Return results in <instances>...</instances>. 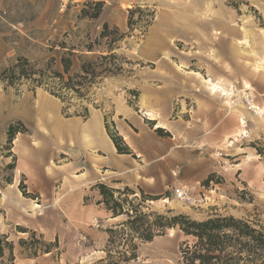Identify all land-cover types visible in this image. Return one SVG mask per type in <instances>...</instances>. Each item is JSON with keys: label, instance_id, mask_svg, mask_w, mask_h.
Segmentation results:
<instances>
[{"label": "rangeland", "instance_id": "rangeland-1", "mask_svg": "<svg viewBox=\"0 0 264 264\" xmlns=\"http://www.w3.org/2000/svg\"><path fill=\"white\" fill-rule=\"evenodd\" d=\"M0 1V31L6 40L5 51L0 48V71L18 56L35 68L44 67L53 57L54 68L61 69L60 57L70 46H74L71 71H79L81 60L106 53L103 45L93 51L84 48L99 34L103 22L109 29L117 26L125 33L111 51L123 57L119 59L122 69L93 85L85 98L73 96L70 116L62 113L59 100L65 118L83 122L95 115L102 117L106 131L115 134L122 146L126 144L118 127L127 118L121 106L129 108L131 120L135 117L176 143H190L193 139L186 136L187 130L202 129L208 136L216 133L211 125L200 124L201 115L212 105L226 135L217 140L208 138L211 180L204 184L205 178L195 186L184 184L196 199L193 203L178 200L174 185L145 205L196 220L232 215L264 231V0H102L97 19L79 18L88 0ZM134 5L154 11L144 32L135 29L128 33V9ZM8 7L16 8L13 17L8 16ZM60 42L66 47L61 49ZM202 77L233 83L237 91L232 106L226 102L229 96L212 92ZM41 92L53 96L41 86L32 89L23 82L5 87L0 80V239L12 245L11 250L3 246L0 264H91L105 255V229L125 215L108 224V211L97 203L101 196L94 187L97 182L108 185V179L101 175L108 172L87 166L89 154L82 147H77L81 154L74 158V147L84 146L79 138H60L64 151L44 163L47 176L58 171L64 175L43 196L18 170L13 149L16 135H24L32 140V146L39 147L42 135L48 133L18 116L19 110L33 105ZM165 93L169 97L164 99ZM245 96L260 112L247 108ZM84 106L87 117L72 114ZM146 108L155 119L143 114ZM242 121H246L248 132L243 138ZM158 122L164 127H156ZM10 123L27 129L15 134L11 147L6 144ZM73 163L78 165L68 168ZM81 171L84 173L79 174ZM94 176L100 179L89 181ZM21 186H25V193ZM192 239L178 229H168L166 234L140 243L134 264H178L180 243Z\"/></svg>", "mask_w": 264, "mask_h": 264}, {"label": "trees", "instance_id": "trees-1", "mask_svg": "<svg viewBox=\"0 0 264 264\" xmlns=\"http://www.w3.org/2000/svg\"><path fill=\"white\" fill-rule=\"evenodd\" d=\"M103 5L102 0L84 2L79 18L97 19ZM128 11V33L135 29L144 32L154 17L153 10L140 5H134ZM124 35L117 26L109 29L108 23L103 22L99 34L94 40L86 42L84 48L93 51L96 46L98 48L103 45L106 53L99 54L95 59L81 60L79 71H71L74 46H70L60 57L61 69L54 68L53 57H50L44 67L35 68L25 57L18 56L14 63L0 71V80L5 87H16L23 82L32 89L43 87L63 103L62 113L70 116L68 110L73 96L85 98L93 85L108 74L118 73L122 69L119 59L123 57L111 51ZM58 45L61 49L66 47L64 42ZM88 113V108L84 106L80 112L75 110L72 114L87 117ZM17 123L20 124L19 121ZM22 127L18 129L13 123L7 126L8 146L11 147L17 132L27 130ZM107 132L118 152H131L127 145L122 146L118 142L115 134L109 130ZM210 180L211 175L203 183ZM21 187L25 193V186ZM94 187L101 196L97 203L102 204L112 216L125 215V218L105 229V255L91 264H134L138 258L140 243L150 242L155 237L166 234L168 229H178L184 236L193 238L191 242L184 240L180 243L178 264H264V231L252 226L246 219L216 214L196 220L187 214L173 213L171 210H150L145 202L158 197L145 193L141 187L137 188L139 196L135 189L128 186L114 188L97 182ZM4 245H8L11 250L12 245L0 239V256ZM48 251L47 249L46 252Z\"/></svg>", "mask_w": 264, "mask_h": 264}, {"label": "crops", "instance_id": "crops-1", "mask_svg": "<svg viewBox=\"0 0 264 264\" xmlns=\"http://www.w3.org/2000/svg\"><path fill=\"white\" fill-rule=\"evenodd\" d=\"M7 11L8 16L13 17L16 8L8 7ZM8 30L6 29L5 33H8ZM0 48H2L1 52L6 49V40L1 36V31ZM203 78L205 77H202V81ZM203 83L205 82L203 81ZM167 97H169L168 93L162 96L164 99ZM33 105L25 106L19 110L18 116L28 124L47 129L48 133L41 134L43 140L39 147L32 146V140H27L24 135L17 134L13 149H16L14 150L17 155L16 167L28 177L29 184L34 186L42 196L50 192L54 181L64 175V172L58 171L55 176H47L43 169L44 163L49 160L51 155L55 156L60 151H64V145L60 138L76 137L79 138V141L82 140L84 146L74 147L72 152L74 158H78L81 154V149L77 147H82L87 151L89 154L87 166L90 168L101 167L107 171L108 174L101 175L108 179V186L114 188L128 186L133 189L141 187L145 193L155 196L171 190L174 185L190 184L195 186L207 178L210 173L208 138L217 140L226 135L225 127L220 126V116L214 112L212 105L201 115L202 122L200 124L211 125L216 133L208 136L202 129L194 130V132L192 129L187 130L186 136L190 140L193 139L190 143H176L171 140L170 136L164 137L158 134L145 123L135 120V117H132L134 121L131 120L132 113L129 108L121 106L119 109L122 110L129 123L127 121V123H120L118 134L131 151L122 153L117 151L108 135L102 117L95 115L83 122L65 118L60 112L59 99L44 92L37 94ZM148 109L150 108H146L143 113L148 114L149 119H153L152 117L155 119ZM157 126L164 127L159 122L156 124ZM174 137L175 135H173ZM77 165L73 163L68 168ZM175 168H177L176 172ZM83 173L84 171H81L79 174ZM97 179L100 177L94 176L89 181ZM34 205L40 206L38 203ZM120 216H112V213L108 211V224L111 225Z\"/></svg>", "mask_w": 264, "mask_h": 264}, {"label": "built area", "instance_id": "built-area-1", "mask_svg": "<svg viewBox=\"0 0 264 264\" xmlns=\"http://www.w3.org/2000/svg\"><path fill=\"white\" fill-rule=\"evenodd\" d=\"M209 89L212 92L224 95V96H229V98H231V101L233 102V98L236 97V87L233 83L229 82V83H222L219 80H211L209 83ZM227 93V94H225ZM244 102L247 106V108L249 110H251L252 112H260L259 106L254 104L253 101L251 100V98H249L248 96L244 97ZM246 121H243L242 123V127L244 128L241 132L240 137H246L247 136V128H246ZM173 194L174 196L178 199V200H182L185 202H189V203H193L196 201L195 198H193V196H191L189 190L186 188V186L184 184H180L177 186L173 187Z\"/></svg>", "mask_w": 264, "mask_h": 264}, {"label": "bare ground", "instance_id": "bare-ground-1", "mask_svg": "<svg viewBox=\"0 0 264 264\" xmlns=\"http://www.w3.org/2000/svg\"><path fill=\"white\" fill-rule=\"evenodd\" d=\"M203 80H204V82L206 83V84H208L210 81H211V78H203ZM225 94H227V93H225ZM227 98V97H226ZM226 102H227V104H228V106H232V101L231 100H229V97L226 99ZM144 114V113H143ZM147 118H149V116H148V114H144ZM153 119H154V117H152ZM243 122V121H242ZM90 124V123H89ZM90 127V126H89ZM88 129V128H87ZM88 130H90V129H88ZM91 131V130H90Z\"/></svg>", "mask_w": 264, "mask_h": 264}]
</instances>
